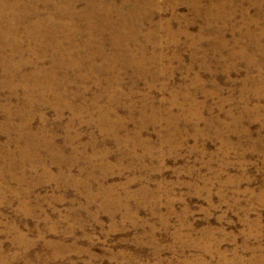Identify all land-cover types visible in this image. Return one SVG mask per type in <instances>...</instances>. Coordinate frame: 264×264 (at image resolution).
I'll list each match as a JSON object with an SVG mask.
<instances>
[{
  "label": "rangeland",
  "instance_id": "374dc122",
  "mask_svg": "<svg viewBox=\"0 0 264 264\" xmlns=\"http://www.w3.org/2000/svg\"><path fill=\"white\" fill-rule=\"evenodd\" d=\"M93 1L0 53V264H264V0Z\"/></svg>",
  "mask_w": 264,
  "mask_h": 264
},
{
  "label": "bare ground",
  "instance_id": "6f19581e",
  "mask_svg": "<svg viewBox=\"0 0 264 264\" xmlns=\"http://www.w3.org/2000/svg\"><path fill=\"white\" fill-rule=\"evenodd\" d=\"M129 1L130 0H124L123 4L129 5L130 4ZM131 1L133 2V5H132V8L128 9L127 15H132L133 13H135V10L137 11L138 8L141 9V3L140 2H142L143 0H131ZM41 2L47 6H51V9H50L51 12L49 15L41 16V10H39V8H38V6ZM86 2H87L88 11L80 14V13H77L76 9H75V7L77 5L76 0H0V53L2 55H4L3 57H1V61L6 63L5 68H4V72L7 75H9L12 79L14 77L11 74L13 71L19 72L23 69L24 62H22V63H12L11 62V57L14 54H21L22 53L21 44L25 39L20 36V31H19L20 27L25 28L26 40L33 43V45L31 44L33 47L28 49L29 53L34 52L33 51V50H35L34 46H36L35 41H37V40H39L38 41L39 48L43 49V51L45 53L48 51V49L50 47H49V42L45 43V37L44 36L59 35L62 30H66V31L68 30L66 27H69L70 29H71V27H74L73 31H76L77 33L78 32L81 33L79 23L82 22L83 20H86L88 22V27L84 30V32H83L84 34L93 33V23H94L95 19L107 18L108 15H111L113 13L116 14L117 21H119V22L124 21L123 19H124L125 15H124V13H122L123 11L120 10L119 8H116L115 6H111L110 8H100V9L95 10V9L90 8L91 5L94 3L93 0H86ZM126 5H123V6H126ZM55 16L66 18L67 20H69L70 24L68 26L62 27V28L54 26L53 19L55 18ZM119 30H121L122 32ZM42 31H44V33H42ZM119 32L121 33V35L117 38L119 40H121L122 34L127 33V31L125 32L123 29H121L120 27H116L115 25H113L111 27V34L113 35V37L116 38V35ZM43 34H44V36H43ZM47 34H50V35H47ZM35 36H39V37L37 38ZM71 37H68L67 39H70ZM11 38L14 40V45L10 44L8 41V39H11ZM87 43L88 42H85V45ZM47 45L49 48L47 47ZM120 45H121L120 41H117V40L113 44V46H115L116 48H118ZM61 48H62V46L59 45L58 42L57 43L55 42L53 44V54H52V62L53 63H54L55 59L57 58V56H55V55L57 53H59ZM75 48H76V46H75ZM7 49H9V53L5 55V53H3V52H5V50H7ZM54 52L56 54H54ZM68 52H69V50H68ZM69 53L72 54V51H70ZM70 54L67 53L68 58L66 60L65 59H63V60L66 62L73 61V56ZM77 57H79V56H77ZM77 57H75L76 59L73 61L74 63H76V62L80 63L79 59ZM103 59L105 62H107L106 64L111 65L114 63V61L112 59L106 58L104 56H103ZM37 60H39L38 57L33 62L34 67H37L38 66L37 64H39V62H40V61L38 62ZM91 60L92 59L89 58L86 61L92 63ZM58 61H60L59 58H58ZM133 61H134L133 59L129 60V62L131 64H133ZM65 65H66V63H65ZM44 70L45 69L41 68L37 72L33 73L32 75L23 74L22 75L23 81L26 82L27 80H30L34 77L36 79H39V77H43L45 75H51V76H54V74L56 75V70L54 68H51L50 69L51 71H49V72L44 71ZM9 79L10 78L7 76L6 82H10ZM60 86H62V85H60ZM56 97L61 98V96L57 95V94H56Z\"/></svg>",
  "mask_w": 264,
  "mask_h": 264
}]
</instances>
